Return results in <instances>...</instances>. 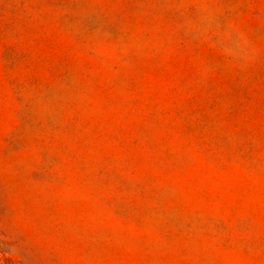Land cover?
I'll use <instances>...</instances> for the list:
<instances>
[{"label":"rangeland","instance_id":"1","mask_svg":"<svg viewBox=\"0 0 264 264\" xmlns=\"http://www.w3.org/2000/svg\"><path fill=\"white\" fill-rule=\"evenodd\" d=\"M0 264H264V0H0Z\"/></svg>","mask_w":264,"mask_h":264}]
</instances>
